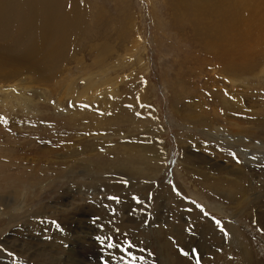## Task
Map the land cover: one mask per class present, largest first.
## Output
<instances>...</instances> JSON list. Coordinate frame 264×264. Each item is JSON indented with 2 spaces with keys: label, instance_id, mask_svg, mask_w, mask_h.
I'll use <instances>...</instances> for the list:
<instances>
[{
  "label": "rangeland",
  "instance_id": "374dc122",
  "mask_svg": "<svg viewBox=\"0 0 264 264\" xmlns=\"http://www.w3.org/2000/svg\"><path fill=\"white\" fill-rule=\"evenodd\" d=\"M242 2L0 0V264H264V0Z\"/></svg>",
  "mask_w": 264,
  "mask_h": 264
},
{
  "label": "bare ground",
  "instance_id": "6f19581e",
  "mask_svg": "<svg viewBox=\"0 0 264 264\" xmlns=\"http://www.w3.org/2000/svg\"><path fill=\"white\" fill-rule=\"evenodd\" d=\"M48 1V0H47ZM245 1V2H244ZM254 1V2H253ZM46 2V1H45ZM51 1H49V2H47L48 4H47V6L49 5V3H50ZM53 2V1H52ZM255 2H257V0H243V2L242 3H236L235 4V7L239 10V8H240V5H242V8H245V10H244V12L246 13V11H248V12H250V11H255V6H256V4H255ZM44 3V2H43ZM245 3H247V7L249 8V10L245 7ZM51 5H53L52 3H51ZM49 8H50V6H48ZM47 7V9H49ZM52 8H53V6H52ZM234 14V13H233ZM254 14V13H253ZM242 15H244V14H242ZM32 16V15H31ZM34 16V18L36 17V16H38L39 17V20H36V22H37V25H38V23H39V31H38V35H39V37L41 38V41H40V43H39V41L37 40V44H39V47L38 48H41V47H43V44H48L49 42H51V40L54 38V36H56L59 32L60 33H63V31H61L62 29H64V28H66V27H68L67 25L69 24V22H71V21H77V20H75V16H76V13H59V14H42V15H33ZM235 16V15H234ZM236 17V16H235ZM234 17V18H235ZM252 18H255V14L252 16ZM2 19H4V18H2ZM29 19V18H28ZM32 19V18H31ZM3 21V20H2ZM74 25H75V23H73ZM238 24V23H237ZM243 25H245L244 23H242ZM250 24V23H249ZM236 20H234L233 21V26L231 25V27L228 25V24H226L225 25V32L224 33H222L224 36H227V34H230V32H233L234 31V29L235 28H237L236 26ZM239 25V24H238ZM237 25V26H238ZM241 25V24H240ZM244 27V29L243 30H245L246 28H247V26L245 25V26H243ZM239 28V27H238ZM237 28V29H238ZM248 28H249V26H248ZM247 30V29H246ZM249 30V29H248ZM250 32V31H249ZM247 33H248V31L246 32V35H247ZM249 34V33H248ZM245 35V36H246ZM255 35V34H254ZM249 37V36H248ZM258 38V37H257ZM36 44V45H37ZM32 46V45H31ZM38 46V45H37ZM33 48V47H32ZM252 48V47H251ZM32 50H34V49H32ZM13 62V61H12ZM17 62V61H16ZM145 151V150H144ZM147 151V150H146ZM150 151H151V149H150ZM152 152V151H151ZM148 153H150V152H148ZM149 155H151L154 159H159V158H161L160 157V155L161 154H158V153H151V154H149ZM151 158V157H150ZM151 160V159H150ZM159 160H161V159H159ZM153 161V160H152ZM149 162V161H148ZM154 162V161H153ZM141 163V162H140ZM247 164H249V165H253V164H256V163H260V165L261 166H258L259 168L261 167V168H264V156H259V157H254V156H252V158H249L248 159V161L246 162ZM142 164V163H141ZM258 165V164H257ZM134 166V165H133ZM141 166V165H140ZM248 167H250V166H248ZM132 168H134V167H132ZM258 168V169H259ZM93 177V176H92ZM104 179V178H103ZM108 183V182H107ZM106 184V183H105ZM112 190L110 191V193L112 194V193H116V192H114L115 191V189H113V188H111ZM145 191V190H144ZM106 192H107V190H106ZM108 192H109V190H108ZM110 194V195H111ZM146 198V203L147 202H151L150 201V199H149V194H147V197H145ZM148 199V200H147ZM15 202V201H14ZM13 202V203H14ZM144 203V202H143ZM111 205H113V203H110ZM144 205V204H143ZM145 206V205H144ZM112 207V206H111ZM143 207V206H142ZM68 208V207H67ZM58 209V208H57ZM148 209V208H147ZM64 211V210H63ZM60 212V211H59ZM83 215V214H82ZM114 216V215H113ZM101 219V218H100ZM40 221V220H39ZM117 221V220H116ZM111 224V223H110ZM113 225H114V222H113ZM112 225V226H113ZM52 226V225H51ZM50 226V227H51ZM111 225H109L108 227H110ZM111 226V229L113 228ZM130 226V225H129ZM46 227H48V226H46ZM107 227V228H108ZM124 229V225H121L120 226V224L119 223H117L116 224V226L114 227V231L112 232L111 230V235L114 237V238H117V237H115V233H117L119 230H123ZM107 231H108V229H106ZM125 231V230H124ZM130 231V230H129ZM134 231V230H133ZM56 232V231H55ZM104 233H106V232H104ZM109 232H107V234H108ZM65 235V234H64ZM110 234H109V237L111 236ZM67 236V235H66ZM108 236V235H107ZM112 236H111V238H112ZM64 237V236H63ZM27 238V237H26ZM48 239V238H47ZM89 239V238H88ZM92 239V238H91ZM90 239V240H91ZM118 239V238H117ZM53 240H55V239H53ZM115 240V239H114ZM59 241V240H58ZM108 241H109V239H108ZM110 241H111V239H110ZM109 241V242H110ZM51 242V241H50ZM45 243V242H44ZM106 243V242H105ZM104 243V244H105ZM147 243V242H146ZM43 246H45V245H43ZM51 248V247H50ZM29 249V248H28ZM37 250H39V249H37ZM37 252V251H36ZM61 253V252H60ZM63 253V252H62ZM61 253V254H62ZM41 254V253H40ZM50 254H51V252H50ZM41 256V255H40ZM52 256V255H51ZM63 256H65V255H63ZM49 257V256H48ZM32 258V257H31ZM64 259V258H63ZM62 259V260H63ZM66 259V258H65ZM42 260V259H41ZM62 260L61 259H59V261H61L62 262ZM44 261V260H43ZM51 262H52V260H51ZM59 263V262H58ZM63 263H64V261H63ZM52 264H54L53 262H52Z\"/></svg>",
  "mask_w": 264,
  "mask_h": 264
},
{
  "label": "snow or ice",
  "instance_id": "6c2138e0",
  "mask_svg": "<svg viewBox=\"0 0 264 264\" xmlns=\"http://www.w3.org/2000/svg\"><path fill=\"white\" fill-rule=\"evenodd\" d=\"M232 155H233V157L236 159V162L239 163L240 161H239L238 158H236L235 153H233ZM125 183H127V182L125 181ZM112 199H116V198H115V197H112ZM201 210L203 211V209H201ZM213 220H214V222L216 223V225H217L218 227H220V226L222 225V222H221V221L216 220L215 218H213ZM221 231H224V232H225V235L227 236V232H226V230H224L222 227H221ZM98 239H100V238L98 237ZM116 246H117V245H116L115 242L108 244V247H109V248H114V247H116ZM133 247H135V245H133L131 242H128V246H127V248H124V249H123V250L125 251V253H127V255L129 256L130 261H131V264H135V261H136L137 259H145L144 257H137V256H135V255L130 251V249H132ZM181 251H183V250H181ZM192 252H193V254L195 255V258L197 259V264H199V254H198V252H196V250H192ZM184 254H185V255H189V253H187V252H185Z\"/></svg>",
  "mask_w": 264,
  "mask_h": 264
}]
</instances>
